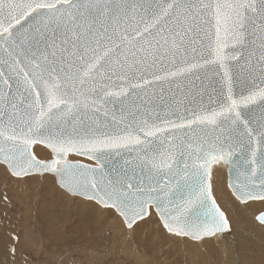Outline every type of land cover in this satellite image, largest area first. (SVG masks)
<instances>
[{"label": "snow or ice", "instance_id": "6c2138e0", "mask_svg": "<svg viewBox=\"0 0 264 264\" xmlns=\"http://www.w3.org/2000/svg\"><path fill=\"white\" fill-rule=\"evenodd\" d=\"M224 165L235 201H264V0H0L6 177L54 176L129 232L154 209L169 235L235 254ZM20 243L0 233L13 256Z\"/></svg>", "mask_w": 264, "mask_h": 264}, {"label": "rangeland", "instance_id": "374dc122", "mask_svg": "<svg viewBox=\"0 0 264 264\" xmlns=\"http://www.w3.org/2000/svg\"><path fill=\"white\" fill-rule=\"evenodd\" d=\"M39 146L46 151V147ZM32 151L37 158L45 159L44 153ZM247 213L257 227L254 214ZM261 229L248 223L246 233L251 241L233 232L242 241L235 254H230L231 246L224 240L223 244L220 240L198 244L183 239L182 249L181 241L166 232L153 209L149 218L138 221L129 232L113 210L68 194L54 176L34 175L22 183L6 177L0 166V233L20 235L15 257L21 255L27 262L63 264L74 258L80 264H264V228ZM51 230L55 238H62L59 243ZM99 237H105V242L98 244ZM9 255L10 247H0V258Z\"/></svg>", "mask_w": 264, "mask_h": 264}, {"label": "bare ground", "instance_id": "6f19581e", "mask_svg": "<svg viewBox=\"0 0 264 264\" xmlns=\"http://www.w3.org/2000/svg\"><path fill=\"white\" fill-rule=\"evenodd\" d=\"M44 148V146H43ZM33 149L41 154L44 153V158H48L50 156V151L48 152L47 149L46 151L42 149V147H40L39 145H35L33 146ZM45 149V148H44ZM71 156V155H70ZM71 158H75L74 156H71ZM81 159V158H78ZM225 171H223V166L217 168V171H215L213 173V187H214V195L217 197V200L219 202V204L221 205V208L224 209L226 211V213L229 215L230 220L235 221V223L233 224V232L238 233L239 237L244 240V241H251L252 238L247 235L246 231H247V226L248 223L255 229L257 230H262L261 228L254 227L253 224H251L249 215L247 212H251L252 214L255 215L260 212L258 210H261L260 208H264V201H255V202H249L248 205L246 206H242L240 205L238 202H235V198H232L231 195V191L229 189V191L225 188V182L226 180V173L224 174ZM225 175V176H224ZM225 177V178H224ZM226 186H227V182H226ZM234 199V201H233ZM231 201V204H230ZM255 210H257L255 213H253ZM264 211V210H262ZM248 222V223H247ZM51 235L52 237L56 240V243H59L58 241H60L62 238H55V234L53 233V231L51 230ZM65 237V236H64ZM106 240L105 237H99L97 239V243L101 244L104 243ZM179 241H181V248H184V245L182 244L183 239L178 238ZM187 242H192L189 239H185ZM221 243L223 244V241L220 240ZM194 246V245H192ZM36 264L37 262H27L21 255H18V257L9 255L7 257H1L0 258V264ZM63 264H80L79 260L74 259V258H69L64 260Z\"/></svg>", "mask_w": 264, "mask_h": 264}, {"label": "water", "instance_id": "95a60500", "mask_svg": "<svg viewBox=\"0 0 264 264\" xmlns=\"http://www.w3.org/2000/svg\"><path fill=\"white\" fill-rule=\"evenodd\" d=\"M42 146H44V145H42ZM44 147H46V146H44ZM47 148V147H46ZM48 149V148H47ZM49 151H50V156L48 157V158H46V159H41V160H44V161H48V160H50L51 158H52V153H51V150L49 149ZM74 156V157H79V158H81V159H77V158H71V156ZM38 159H40V158H38ZM69 159L71 160V161H73V162H82V163H86V164H90V165H93L94 166V164H95V162L94 161H90V160H88L86 157H82V156H78V155H76V154H69ZM223 170L225 171V173H226V182H227V180H228V171H227V166L226 165H224L223 166ZM55 180H56V178H55ZM57 183V182H56ZM58 184V183H57ZM66 191V190H65ZM67 192V191H66ZM154 210V209H153ZM155 211V210H154ZM156 212V211H155ZM260 212H262V211H260ZM260 212H258L257 214H259ZM156 214H157V216H158V213L156 212ZM256 214V215H257ZM158 218H159V216H158ZM160 220V219H159ZM161 222V221H160ZM162 224V223H161Z\"/></svg>", "mask_w": 264, "mask_h": 264}]
</instances>
